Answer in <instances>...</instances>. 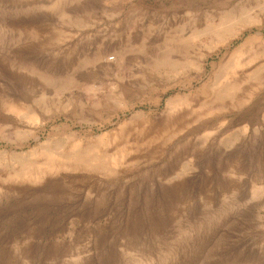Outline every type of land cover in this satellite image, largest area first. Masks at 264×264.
Returning <instances> with one entry per match:
<instances>
[{"label": "rangeland", "instance_id": "1", "mask_svg": "<svg viewBox=\"0 0 264 264\" xmlns=\"http://www.w3.org/2000/svg\"><path fill=\"white\" fill-rule=\"evenodd\" d=\"M0 264H264V0H0Z\"/></svg>", "mask_w": 264, "mask_h": 264}, {"label": "bare ground", "instance_id": "2", "mask_svg": "<svg viewBox=\"0 0 264 264\" xmlns=\"http://www.w3.org/2000/svg\"><path fill=\"white\" fill-rule=\"evenodd\" d=\"M32 118H34V116Z\"/></svg>", "mask_w": 264, "mask_h": 264}]
</instances>
